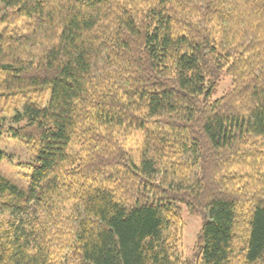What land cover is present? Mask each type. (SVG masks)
Returning a JSON list of instances; mask_svg holds the SVG:
<instances>
[{"label":"trees","instance_id":"trees-1","mask_svg":"<svg viewBox=\"0 0 264 264\" xmlns=\"http://www.w3.org/2000/svg\"><path fill=\"white\" fill-rule=\"evenodd\" d=\"M7 140L0 264H264V0H0Z\"/></svg>","mask_w":264,"mask_h":264},{"label":"rangeland","instance_id":"rangeland-1","mask_svg":"<svg viewBox=\"0 0 264 264\" xmlns=\"http://www.w3.org/2000/svg\"><path fill=\"white\" fill-rule=\"evenodd\" d=\"M230 83V80H229ZM229 83L226 81H222L219 83V85L216 88L215 91V97L219 98L227 91L229 92L232 87L231 83L229 86ZM28 99V98H27ZM25 99L22 100V103H24ZM33 101L38 102L41 104V100L33 98ZM45 104V102H44ZM21 106V105H20ZM19 106V107H20ZM13 114V113H12ZM24 147V146H23ZM23 147L13 141H4L0 144V148L6 153L14 158L15 163H3L0 165V170L8 176L10 179H12L14 182H16L20 186L25 187V181H24V171H22L20 168L21 165H19L21 159H23ZM183 218L186 223V228L184 231V242H183V252L186 257H191L195 242L198 236V233L200 232L201 226H202V220L199 216L192 215L187 212L186 208L183 211Z\"/></svg>","mask_w":264,"mask_h":264}]
</instances>
